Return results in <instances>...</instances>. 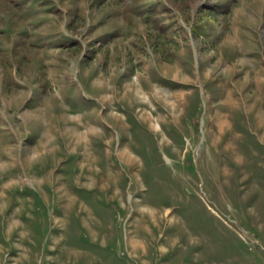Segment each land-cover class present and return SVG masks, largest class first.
<instances>
[{
    "label": "rangeland",
    "instance_id": "1",
    "mask_svg": "<svg viewBox=\"0 0 264 264\" xmlns=\"http://www.w3.org/2000/svg\"><path fill=\"white\" fill-rule=\"evenodd\" d=\"M0 165V264H264V0H0Z\"/></svg>",
    "mask_w": 264,
    "mask_h": 264
},
{
    "label": "bare ground",
    "instance_id": "2",
    "mask_svg": "<svg viewBox=\"0 0 264 264\" xmlns=\"http://www.w3.org/2000/svg\"><path fill=\"white\" fill-rule=\"evenodd\" d=\"M234 70V69H233ZM184 79H186V77H185V75H184ZM247 79V78H246ZM182 83V82H181ZM133 89V88H132ZM136 91H137V89H135ZM135 91V92H136ZM159 92V90H156L155 92H153V98H154V101L155 102H159L158 101V99H156V98H160L158 95V92ZM257 91V90H256ZM182 89H174V90H172V91H170V92H168V93H166V94H164V95H162V97H163V99H164V101H166V102H168V103H170L171 105H175V104H177L178 105V103L180 102V100H181V97L180 96H182ZM230 93V92H229ZM229 93H228V95H227V102H233L234 100L233 99H231V95H229ZM257 93V92H256ZM152 94V93H151ZM141 95V94H140ZM139 95V96H140ZM259 96V95H258ZM106 97V96H105ZM113 96L111 97L110 95L108 96V97H106L105 99L108 101V100H113ZM102 100V99H101ZM105 100V101H106ZM262 101V100H261ZM145 114V113H144ZM146 115V117L148 118V119H153V117L151 116V115H149L148 113L147 114H145ZM262 115V113H258V116H259V120H261V119H263L262 117L263 116H261ZM217 122V125H218V127H219V129H221V127H223L221 124H219L221 121H219V120H217L216 121ZM223 124H224V121H223ZM88 126V125H87ZM85 127V130L83 131V133H79V134H77V136H76V138L78 139V140H80V139H85L86 137L88 138V136H89V133L92 131V129H91V127ZM119 156L120 157H122L125 161H126V163H133V157H131V155L126 151V150H124V149H120L119 150ZM0 167H2V165H0ZM134 246H136V247H139L140 246V244L139 243H134L133 244ZM142 246V245H141Z\"/></svg>",
    "mask_w": 264,
    "mask_h": 264
}]
</instances>
